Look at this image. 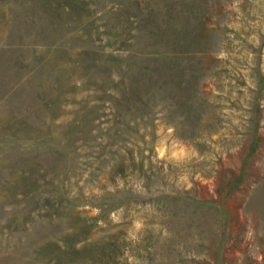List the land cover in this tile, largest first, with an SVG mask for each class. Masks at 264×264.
<instances>
[{"label": "rangeland", "instance_id": "obj_1", "mask_svg": "<svg viewBox=\"0 0 264 264\" xmlns=\"http://www.w3.org/2000/svg\"><path fill=\"white\" fill-rule=\"evenodd\" d=\"M0 264H264V0H0Z\"/></svg>", "mask_w": 264, "mask_h": 264}]
</instances>
